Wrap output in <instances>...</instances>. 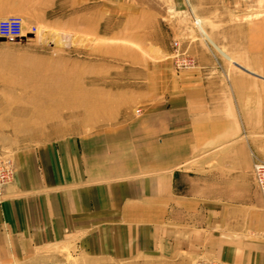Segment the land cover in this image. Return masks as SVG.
<instances>
[{
	"label": "crops",
	"instance_id": "obj_1",
	"mask_svg": "<svg viewBox=\"0 0 264 264\" xmlns=\"http://www.w3.org/2000/svg\"><path fill=\"white\" fill-rule=\"evenodd\" d=\"M54 1L0 0V16L33 25L27 16L47 12ZM244 27H237L246 34L236 39L234 56L222 50L217 56L195 44L189 50L195 66L174 75L170 87L156 89L138 122L108 125L87 139L98 146H81V160L108 154L104 159L123 161L118 173L132 176L79 184L78 158L62 145L60 171L52 148L39 158L43 184L33 179L26 188L17 170L16 183L5 189L7 204L25 194L31 206L38 202L42 234L22 235L6 216L7 234L43 238L46 245L63 237L64 224L91 222V246L84 252L92 257L264 264V210L251 179L253 160H264V20ZM16 165L29 173L37 163L22 157ZM99 223L119 226H94ZM76 237L83 233L77 230Z\"/></svg>",
	"mask_w": 264,
	"mask_h": 264
},
{
	"label": "rangeland",
	"instance_id": "obj_2",
	"mask_svg": "<svg viewBox=\"0 0 264 264\" xmlns=\"http://www.w3.org/2000/svg\"><path fill=\"white\" fill-rule=\"evenodd\" d=\"M252 1L55 0L47 12L27 16L34 23L23 21L22 34L15 42L0 38V160L9 161L12 168L11 180L0 187V264H156L144 259L116 262L86 254L91 246V222L64 224L63 237L46 245L43 238H12L7 234L6 216H11L20 234L40 236L41 216L36 211L42 207L35 201L31 206L27 194L9 205L5 189L16 183L17 170L26 188L33 179L43 184L39 158L52 148L59 170L60 145L78 158L79 184L132 176L118 173L123 161L104 159L108 154L98 160H81V146H98L87 139L102 134L108 125L138 122L142 106L157 97L156 89L170 87L174 75L195 66L189 52L195 44H204L217 56L222 52L234 56L236 39L246 34L237 27L246 30L252 22L264 20V0L259 4L255 0L254 5ZM250 5L259 9L253 12ZM237 6L243 9L236 12ZM225 10L228 13H221ZM175 51L192 65L175 68ZM22 157L37 163L34 170L28 173L26 166L20 170L16 163ZM71 183L76 181L67 182ZM29 209L34 213L29 214ZM28 217L33 221L28 223ZM108 225L119 226L94 224ZM77 230L83 237L75 238Z\"/></svg>",
	"mask_w": 264,
	"mask_h": 264
},
{
	"label": "built area",
	"instance_id": "obj_3",
	"mask_svg": "<svg viewBox=\"0 0 264 264\" xmlns=\"http://www.w3.org/2000/svg\"><path fill=\"white\" fill-rule=\"evenodd\" d=\"M35 27L30 28L31 33H35ZM22 34L21 20L17 17H8L0 20V38L4 42L12 43L20 38ZM176 48V44H173ZM172 64L175 68H187L192 65L188 58H183L180 53L173 54ZM12 168L9 161L0 160V187L11 180ZM252 182L260 196L262 209L264 210V160H254L251 164Z\"/></svg>",
	"mask_w": 264,
	"mask_h": 264
},
{
	"label": "bare ground",
	"instance_id": "obj_4",
	"mask_svg": "<svg viewBox=\"0 0 264 264\" xmlns=\"http://www.w3.org/2000/svg\"><path fill=\"white\" fill-rule=\"evenodd\" d=\"M8 18V17H7ZM17 18H19V17H17ZM3 19H5V18H3ZM20 19V18H19ZM1 20V19H0ZM21 20V19H20ZM21 25H22V21H21ZM1 40H3V39H1Z\"/></svg>",
	"mask_w": 264,
	"mask_h": 264
}]
</instances>
